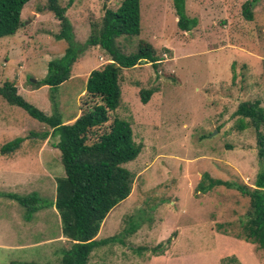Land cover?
<instances>
[{
    "label": "rangeland",
    "instance_id": "374dc122",
    "mask_svg": "<svg viewBox=\"0 0 264 264\" xmlns=\"http://www.w3.org/2000/svg\"><path fill=\"white\" fill-rule=\"evenodd\" d=\"M70 1L67 15L80 58L57 87L36 85L48 73L49 61L68 46L56 38L60 21L47 0L29 1L17 34L0 38V86L14 82L27 101L65 121L101 102L85 88L90 72L111 55L100 46H81L105 11L116 10L123 0L62 4ZM246 1L187 0V13L198 23L184 31L174 0H141V33L120 37L119 47L130 53L140 39L147 40L162 62L157 68L142 61L123 69L122 100L110 114L131 123L142 150L123 164L135 174L130 196L111 210L98 234L118 240L97 247L89 264H264V248L242 235L249 196L225 185L201 186L209 173L254 187L264 168L255 127L236 113L245 100L264 106V0H257L251 20L243 13ZM143 88H158L147 103L140 97ZM46 130L52 128L0 95V264H59L72 245L55 207L31 215L12 197L35 192L48 204L55 199L65 168L55 146L60 135L43 139ZM17 137L24 138L21 146L3 154L1 147ZM161 243L157 254L154 248Z\"/></svg>",
    "mask_w": 264,
    "mask_h": 264
},
{
    "label": "trees",
    "instance_id": "16d2710c",
    "mask_svg": "<svg viewBox=\"0 0 264 264\" xmlns=\"http://www.w3.org/2000/svg\"><path fill=\"white\" fill-rule=\"evenodd\" d=\"M29 1L31 0H0V38L17 34L24 24L22 10ZM256 2L257 0H249L243 4V13L250 20L254 18L253 7ZM71 4L72 1L63 5L62 0H47L48 10L60 21L61 28L56 38L65 39L68 46L63 56L49 61L48 73L36 82L38 86L57 87L70 78L72 67L80 58L75 46L74 26L67 15ZM174 7L180 29L192 30L197 25L198 18L188 15L187 0H174ZM92 29L90 37L81 46L83 50L85 46H100L111 57L109 62L93 69L87 79L86 94L92 98H100L101 102L82 110L79 116L73 118L74 121L63 120L59 113L46 114L27 101L12 81H5L0 86V95L6 101L24 108L32 117L52 128V131L41 133L43 139L60 135L55 146L61 150L65 175L57 178L55 199L48 204L35 192L34 195L25 197L12 195L29 207L31 215L50 205L57 209L63 236L72 242L69 248L63 250L59 264H89L97 247L118 240V235L99 239L98 234L111 210L132 192L135 174L123 164L137 158L142 145L135 141L131 123L118 117L112 118L110 112L117 109L122 100L121 77L124 68L135 67L142 61L150 62L157 68L162 62L155 46L147 40L140 39L136 49L130 53L123 52L119 47L120 37H135L141 33V0H123L116 10L107 9L101 24H94ZM156 91L158 88L141 89L142 102L147 103ZM52 100L57 109L55 98ZM236 113L242 118H249V124L255 127L258 155L263 166L264 131L261 127L264 125V106L261 100L243 101ZM245 126L246 122L242 120L241 127ZM23 141V137H17L5 143L1 152L6 154L16 151ZM201 183L203 188L207 186L209 189L216 185L234 187L249 196L250 207L243 222L242 235L245 240L258 243L264 248V168L257 174L254 187L215 178L209 173L203 175ZM30 202L36 205L30 207ZM162 246V243L156 246L154 251L157 253Z\"/></svg>",
    "mask_w": 264,
    "mask_h": 264
},
{
    "label": "water",
    "instance_id": "95a60500",
    "mask_svg": "<svg viewBox=\"0 0 264 264\" xmlns=\"http://www.w3.org/2000/svg\"><path fill=\"white\" fill-rule=\"evenodd\" d=\"M37 80L36 79H33V82H36Z\"/></svg>",
    "mask_w": 264,
    "mask_h": 264
},
{
    "label": "crops",
    "instance_id": "0c3cea01",
    "mask_svg": "<svg viewBox=\"0 0 264 264\" xmlns=\"http://www.w3.org/2000/svg\"><path fill=\"white\" fill-rule=\"evenodd\" d=\"M75 119H73V120H70V122H72V121H74ZM57 148V147H56Z\"/></svg>",
    "mask_w": 264,
    "mask_h": 264
}]
</instances>
